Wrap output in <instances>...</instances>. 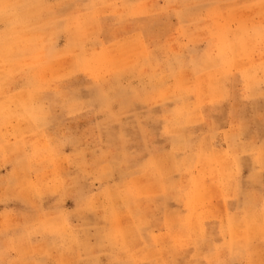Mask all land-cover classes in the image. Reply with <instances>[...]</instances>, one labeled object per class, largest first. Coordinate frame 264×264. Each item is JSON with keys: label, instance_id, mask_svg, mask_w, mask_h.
Here are the masks:
<instances>
[{"label": "rangeland", "instance_id": "1", "mask_svg": "<svg viewBox=\"0 0 264 264\" xmlns=\"http://www.w3.org/2000/svg\"><path fill=\"white\" fill-rule=\"evenodd\" d=\"M234 260L264 264V0H0V264Z\"/></svg>", "mask_w": 264, "mask_h": 264}, {"label": "crops", "instance_id": "2", "mask_svg": "<svg viewBox=\"0 0 264 264\" xmlns=\"http://www.w3.org/2000/svg\"><path fill=\"white\" fill-rule=\"evenodd\" d=\"M238 124L240 127L244 126V124L242 123V121L239 118H238ZM227 129L228 128L223 130V132L226 131ZM223 132H222V134H223ZM242 138H243V140H241V141H247L249 143V141H250V135L249 134L246 135V137L242 136ZM250 143H252V142L250 141ZM255 144L256 143H252L251 145L254 146ZM256 191H258V193H260V192H262V188H259V189L253 188L252 190H250L249 187H245L240 191V196L238 195V196L225 197L224 204L229 208L231 207V210H233L234 207L238 205V203L244 202L245 200L247 201L248 197H249L248 195L251 194L252 192H256ZM236 263H238V261H236V260H234L232 262V264H236ZM204 264H206V263L204 262Z\"/></svg>", "mask_w": 264, "mask_h": 264}]
</instances>
